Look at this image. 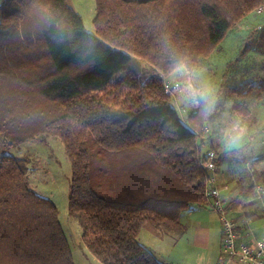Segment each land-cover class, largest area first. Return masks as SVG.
<instances>
[{"label":"trees","instance_id":"trees-1","mask_svg":"<svg viewBox=\"0 0 264 264\" xmlns=\"http://www.w3.org/2000/svg\"><path fill=\"white\" fill-rule=\"evenodd\" d=\"M94 2L89 33L67 0H1L0 264H74L54 204L29 187L27 172L5 151L15 145L60 138L71 169L68 215L101 264H160L139 243L141 229L150 224L182 235V213L208 206L205 184L216 171L209 164L232 153L202 154L214 118L208 104L198 99L181 122L163 79L141 82L137 67L143 61L163 78L181 68L193 72L264 0ZM247 49L264 57V32ZM256 80L261 99L264 77ZM248 92L226 81L220 87L224 97L243 100ZM231 109L249 114L240 100ZM90 139L105 151L99 181ZM130 162L135 177L127 180L118 164ZM247 176L236 200L264 185V171Z\"/></svg>","mask_w":264,"mask_h":264},{"label":"rangeland","instance_id":"rangeland-1","mask_svg":"<svg viewBox=\"0 0 264 264\" xmlns=\"http://www.w3.org/2000/svg\"><path fill=\"white\" fill-rule=\"evenodd\" d=\"M67 4L81 16L85 31L93 33L94 0H67ZM261 32H264V5L233 26L217 48L207 58L199 60L193 72L181 68L163 78L143 61H139L137 67L141 82L163 79V82L178 84L177 89L168 93L171 97V106L176 109L183 123L188 113L197 106L198 99L204 100L214 115L209 130L206 131L205 146L207 147V142L216 140L221 145L220 150L232 152L229 159L240 164L264 156V96L258 99L256 91L259 89L257 77H264V72L259 70L264 57L247 49L249 42H257ZM225 81L227 86L249 92L243 100L237 95L224 97L220 94V87ZM236 100L246 104L248 115L232 111V104ZM200 141L199 139L198 142ZM205 150L206 148H203L201 151L207 154ZM5 151L14 156L27 172L29 187L37 195L54 204L73 263L101 264L82 243L81 229L77 221L68 215L67 198L71 169L60 138L44 135ZM88 153L93 176L99 181L103 178L101 168L105 151L90 139ZM128 160L122 158L121 161L118 159V162ZM134 168L135 164L131 162L118 164V172L123 176L132 174ZM214 176L216 177L215 174ZM236 176H241L240 170L236 172ZM134 177L135 174L129 176L127 180ZM224 177L232 178L227 177V172ZM230 178L228 180H232ZM108 179L109 176H106L105 180L102 179L106 190L110 186L107 185ZM226 183L230 185L231 181H226L224 186ZM131 187H135V183H131ZM228 209L229 219L233 220L232 214H237L235 220L238 226L241 224L242 227L250 229L251 224L246 225L245 221L252 222L257 219L251 226V229H254L252 234L257 237L264 236V202L239 199L229 203ZM251 217L253 219H250ZM259 217L261 219H258ZM180 221L187 227V232L183 236L169 233L163 227L155 228L156 236H152L142 228L138 241L149 249L160 264H216L223 233L219 217L209 204L207 207H191L182 213Z\"/></svg>","mask_w":264,"mask_h":264},{"label":"built area","instance_id":"built-area-1","mask_svg":"<svg viewBox=\"0 0 264 264\" xmlns=\"http://www.w3.org/2000/svg\"><path fill=\"white\" fill-rule=\"evenodd\" d=\"M178 87L177 83L164 82L166 92L171 93ZM208 168L214 170L215 166L209 164ZM220 193L216 177L212 175L206 181L205 195L209 206L219 217L223 233L216 264H264V238L250 240L248 234L239 230L238 224L227 217L228 204ZM251 200L264 202V185L255 186V194L249 198Z\"/></svg>","mask_w":264,"mask_h":264},{"label":"crops","instance_id":"crops-1","mask_svg":"<svg viewBox=\"0 0 264 264\" xmlns=\"http://www.w3.org/2000/svg\"><path fill=\"white\" fill-rule=\"evenodd\" d=\"M214 122V121H213ZM207 130H209V128H207ZM206 136V135H205ZM203 140L206 141V139L204 138ZM208 140V139H207ZM216 147V148H215ZM205 149L206 148V153L209 154L211 157H218L219 155L221 154H224V153H227L228 151H225L223 149L220 150L221 148V145H219V143L214 139L211 140L210 142H207V147L205 146V142L203 144H201V150L202 149ZM202 154H204L202 151H201ZM229 155L231 154H227L226 157L221 161V163L216 167V171H215V175H216V178H217V184L219 186V189L221 190V193H220V196L221 198L225 199L227 204H231L233 203L234 201H237L236 200V196H237V192H238V187L241 186L240 184H243L242 182L245 181L247 179V175H248V172L250 174H254V172H260V171H264V160L262 161H259V162H255V163H252V161L248 162L245 164V165H242V164H239L237 163L236 160H231L229 159ZM259 157H264V156H259ZM258 158V157H257ZM256 158V159H257ZM255 160V159H254ZM240 166V167H239ZM240 170L241 171V176H236V172ZM225 172H227V177L228 176H231L232 180H228V178L226 179L224 176H225ZM237 178H236V177ZM227 182L231 181V184L229 185V183H226L227 185L224 186L225 184V180ZM233 185V186H232ZM237 186V187H235ZM235 188L232 190V188ZM228 189H231L232 191H227ZM235 190V191H234ZM235 215L237 214H232V216L234 217L233 220L236 222L235 220ZM250 216V215H248ZM260 216V215H259ZM250 219H253L252 217ZM249 219V220H250ZM258 219H261L260 217ZM255 220L257 219H254L252 222H248V221H245L246 225H250V229L249 227L245 228L244 226L242 227L241 224L239 225V230L243 233H246L248 234V239H261V238H264V236L262 237H257L255 236L253 231L254 229H251V226L253 224V222H255ZM181 222V221H180ZM183 225V224H182ZM185 227V232H187V227L185 225H183ZM242 227V229H241ZM143 229H145L146 231H148V233L152 236H156V229L153 228V226H151L150 224H145L143 226ZM184 233L181 235L183 236ZM180 236V237H181ZM140 243V242H139ZM142 245V244H141ZM147 248V247H146Z\"/></svg>","mask_w":264,"mask_h":264}]
</instances>
